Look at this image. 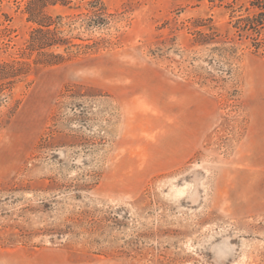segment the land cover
<instances>
[{"label": "rangeland", "instance_id": "obj_1", "mask_svg": "<svg viewBox=\"0 0 264 264\" xmlns=\"http://www.w3.org/2000/svg\"><path fill=\"white\" fill-rule=\"evenodd\" d=\"M251 1L0 0V264H264Z\"/></svg>", "mask_w": 264, "mask_h": 264}, {"label": "trees", "instance_id": "obj_2", "mask_svg": "<svg viewBox=\"0 0 264 264\" xmlns=\"http://www.w3.org/2000/svg\"><path fill=\"white\" fill-rule=\"evenodd\" d=\"M217 1L221 2L223 0ZM233 1L235 2L236 0ZM251 7L254 9V12L251 15L240 18L235 22V29L239 35L241 33H251L255 36H259L261 32L264 31V0H252ZM254 45L258 48L260 43H255Z\"/></svg>", "mask_w": 264, "mask_h": 264}]
</instances>
